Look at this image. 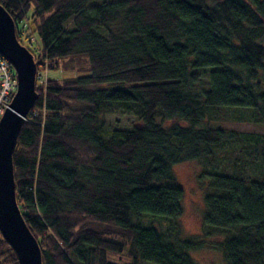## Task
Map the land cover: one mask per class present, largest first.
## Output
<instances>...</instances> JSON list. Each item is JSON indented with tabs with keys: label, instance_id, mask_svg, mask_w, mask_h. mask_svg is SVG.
Wrapping results in <instances>:
<instances>
[{
	"label": "trees",
	"instance_id": "16d2710c",
	"mask_svg": "<svg viewBox=\"0 0 264 264\" xmlns=\"http://www.w3.org/2000/svg\"><path fill=\"white\" fill-rule=\"evenodd\" d=\"M0 5L37 70L75 58L87 67L36 89L12 154L17 207L41 264H113L108 254L126 246L143 262L195 264L190 254L211 239L223 264H264V0ZM23 21L38 53L21 38ZM112 105L134 108L139 126L105 136ZM200 161L222 170L198 177L206 185L201 233L185 237L172 168ZM0 264H18L1 236Z\"/></svg>",
	"mask_w": 264,
	"mask_h": 264
},
{
	"label": "water",
	"instance_id": "95a60500",
	"mask_svg": "<svg viewBox=\"0 0 264 264\" xmlns=\"http://www.w3.org/2000/svg\"><path fill=\"white\" fill-rule=\"evenodd\" d=\"M0 55L12 66L17 82L9 109L0 119V236L14 251L18 264H41L38 244L17 207L12 165L22 122L38 98L36 65L33 56L16 39L14 22L1 5Z\"/></svg>",
	"mask_w": 264,
	"mask_h": 264
},
{
	"label": "rangeland",
	"instance_id": "374dc122",
	"mask_svg": "<svg viewBox=\"0 0 264 264\" xmlns=\"http://www.w3.org/2000/svg\"><path fill=\"white\" fill-rule=\"evenodd\" d=\"M21 38L24 44L31 48L32 43L34 51L38 53V40L33 33V26L28 21H23L19 24ZM23 44V43H22ZM23 44V45H24ZM38 71L42 74V79L45 84L40 87L44 89L49 79H57L59 81L84 76L87 73L86 63L83 58L69 59L62 62L59 70L49 71L47 67L40 68ZM244 111H235L233 114H243ZM231 114V112H229ZM106 131L105 136H108L113 129H131L135 126H139L138 118L136 117V110L134 108L120 107L112 105L105 115ZM157 123L164 127H169L172 124L183 123L177 121H161L156 120ZM207 123V122H206ZM222 130L233 131L237 133H259L251 124L236 123V122H218L215 124ZM222 170V165L217 163H208L205 161L200 162H186L176 165L172 168L174 176V186L178 187L183 192L182 208L183 215L180 218V225L185 237L199 236L201 233V218L204 211L203 196L206 185L200 186L198 183V177L201 173H217ZM98 229V228H97ZM217 242V239H211L210 243L213 245ZM202 250L200 252L191 253L190 256L195 264H223L222 257L219 251L212 249ZM107 259L113 264H151L140 261L134 257V254L130 252V247L126 246L120 254H108Z\"/></svg>",
	"mask_w": 264,
	"mask_h": 264
},
{
	"label": "built area",
	"instance_id": "2783aa9c",
	"mask_svg": "<svg viewBox=\"0 0 264 264\" xmlns=\"http://www.w3.org/2000/svg\"><path fill=\"white\" fill-rule=\"evenodd\" d=\"M33 46L34 45H32L31 43L30 47ZM42 67L46 68L47 64L44 63L43 65H40L38 69ZM41 76L42 74L38 71L35 77L36 89H39L42 86V83L44 85L46 82L42 79ZM16 91V74L10 63L0 55V119L5 113V111L9 109V105Z\"/></svg>",
	"mask_w": 264,
	"mask_h": 264
}]
</instances>
